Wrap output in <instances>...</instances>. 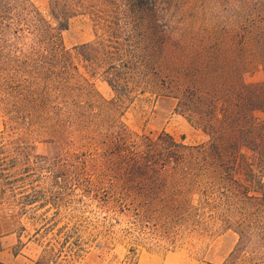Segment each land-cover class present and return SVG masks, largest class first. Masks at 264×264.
Instances as JSON below:
<instances>
[{"label": "rangeland", "instance_id": "374dc122", "mask_svg": "<svg viewBox=\"0 0 264 264\" xmlns=\"http://www.w3.org/2000/svg\"><path fill=\"white\" fill-rule=\"evenodd\" d=\"M65 1L81 11L62 33L68 50L94 41L103 31L97 17L125 3L57 0L59 5ZM51 2L2 0L3 21L18 31L0 29V251L21 252L36 264H227L242 234L239 263L254 252L253 262L264 264V198L253 199L259 194L250 191L247 199L227 189L231 182H244L251 167L248 179L264 190V157L243 149L230 180L218 184L205 177L209 187L193 196L197 207L190 219L164 221L156 207L145 208L138 200L145 186L127 183L122 152L100 154L92 137L121 133L137 150L145 137L157 139L161 133L188 146L207 143L209 137L189 109L179 108L176 91L161 77L156 82L153 71L145 92L142 84L131 103L110 114L112 121L101 133L89 136V130H79L68 118L75 83L91 84L99 93L97 104L115 93L103 80V70L78 55L69 74L59 61H40L46 50L44 29L55 27ZM152 4L172 35L166 61H200L208 67L204 78L209 84L240 78L247 85L264 83V0ZM154 61L158 57L151 65ZM72 75V97L64 104L62 79ZM255 117L264 122V110ZM244 155L250 156L247 161Z\"/></svg>", "mask_w": 264, "mask_h": 264}, {"label": "trees", "instance_id": "16d2710c", "mask_svg": "<svg viewBox=\"0 0 264 264\" xmlns=\"http://www.w3.org/2000/svg\"><path fill=\"white\" fill-rule=\"evenodd\" d=\"M51 1L49 17L55 27L48 24L44 29L46 50L40 61H59L65 74H69L72 61L78 55L91 68L103 70V80L115 93L112 100L97 104L94 97L99 93L91 84L85 81V84L82 81L75 83L73 108L67 111L69 120L79 130H89V136H93L92 131L93 134L101 133L102 127H108L112 121L111 113L119 112L125 104L131 103L133 94L143 85L142 92H145L146 80H149L147 74L153 71L156 82L161 77L162 82L176 91L174 96L179 101V108L181 104L189 109L191 119L197 117L209 137L207 143L188 146L167 133H161L157 139L145 137L141 150L131 149L121 133L106 131L99 137H92L100 144V154L109 156L122 152L127 183L145 186L138 192V200L145 208L156 207L158 217L164 221L190 219L197 207L192 204L193 196L204 195L209 187L205 177L215 178L214 182L218 184H222L225 178L230 180V176L237 173V162L239 164L243 149L259 155L262 160L264 122H259L255 114L264 110V83L247 85L240 78L233 83L214 79L217 83L209 84L204 78L208 67L200 61H166L172 35L160 21L153 0H125L124 6L114 7L111 15L106 12L104 18L97 17L99 24H103V31L96 32L94 41L68 50L63 45L62 33L68 30L71 19L81 11L66 1L61 5L57 0ZM104 1L107 6L112 4L110 0ZM3 16L4 7L0 0V29L17 35L18 29L5 23ZM156 57L158 61L151 65V59ZM73 76L62 79L60 88L64 104L72 97L69 80L76 81ZM188 89L194 93L190 94ZM217 102L221 104L220 109L215 106ZM61 119L63 123L66 121L65 117ZM243 157L247 161L250 156ZM246 172L244 182H231L227 189L231 192L237 190L247 199L250 198L249 192L253 191L259 194L253 199H263L264 190L255 188L248 179L253 174L251 167ZM144 211L149 214L148 210ZM244 247L241 234L227 264H257L253 262L254 252L239 263L237 258Z\"/></svg>", "mask_w": 264, "mask_h": 264}, {"label": "crops", "instance_id": "0c3cea01", "mask_svg": "<svg viewBox=\"0 0 264 264\" xmlns=\"http://www.w3.org/2000/svg\"><path fill=\"white\" fill-rule=\"evenodd\" d=\"M0 262L2 264H36V262L33 260H24L21 252L18 254H11L5 249L0 251Z\"/></svg>", "mask_w": 264, "mask_h": 264}]
</instances>
